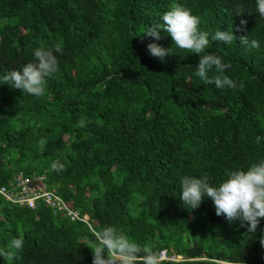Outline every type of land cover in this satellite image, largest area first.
Instances as JSON below:
<instances>
[{"label": "trees", "instance_id": "1", "mask_svg": "<svg viewBox=\"0 0 264 264\" xmlns=\"http://www.w3.org/2000/svg\"><path fill=\"white\" fill-rule=\"evenodd\" d=\"M173 4L198 17L206 52L230 64L224 75L242 89L205 85L195 75L198 54L176 47L164 29L158 40L144 33ZM217 30L260 47L212 41ZM150 43L170 49L166 63L150 55ZM57 44L63 53L43 96L0 84V187L18 192L20 174L42 177L69 206L56 212L41 198L31 207L0 192V248L24 241L12 264H93L88 245L105 226L159 256H182L161 264H264V219L247 232L216 215L211 199L194 210L179 199L186 175L217 186L264 159L256 0H0V83L33 62L35 48ZM53 162L63 169L53 171Z\"/></svg>", "mask_w": 264, "mask_h": 264}, {"label": "clouds", "instance_id": "2", "mask_svg": "<svg viewBox=\"0 0 264 264\" xmlns=\"http://www.w3.org/2000/svg\"><path fill=\"white\" fill-rule=\"evenodd\" d=\"M256 5L257 12L264 17V0H256ZM161 19L162 23L149 26L144 33L158 40L160 30L164 29L171 36L176 47L198 54L195 75L205 85L212 84L220 90L243 88V84L238 85L233 79L224 75L230 68V64L206 52L210 43L208 33L199 30L200 21L189 9L180 4H173ZM241 24H246V21H241ZM211 39L228 45L239 39L242 45L257 49L260 47L259 41L249 40L248 35L237 38L234 31L217 30ZM147 50L161 63L167 62L166 58L170 49L150 43ZM55 53H63V48L59 44L53 49L35 48L34 61L26 63L22 69L5 74L0 84H8L11 88L20 89L24 94L34 97L43 96L46 92L47 78L53 76L58 70ZM210 73L213 74L210 75ZM80 126H84L83 121ZM259 140L260 138L257 137V142ZM51 168L53 171H60L63 165L53 162ZM180 186L179 199L188 209L194 210L205 198L211 199L216 215L225 217L229 222L239 220L240 226H247V232L252 233L257 232L261 219H264V159L252 163L246 170H233L227 179L217 186L211 185L207 176L187 175L180 180ZM87 218L89 219L88 216ZM93 235L97 243L88 245L93 252V264H137L138 261L140 264H161L160 259L182 258V256L169 255L167 250H163L159 256L151 245L134 242L112 226L94 230ZM259 239L261 246L264 247V236ZM23 246L22 237L13 238L6 248H0V257L7 264H12Z\"/></svg>", "mask_w": 264, "mask_h": 264}, {"label": "built area", "instance_id": "3", "mask_svg": "<svg viewBox=\"0 0 264 264\" xmlns=\"http://www.w3.org/2000/svg\"><path fill=\"white\" fill-rule=\"evenodd\" d=\"M17 186L21 188L18 192L10 191L5 186L0 187V192L15 202L23 205L28 204L31 207L35 206L34 202L36 199L43 198L46 201V204L54 208L56 212L59 209H69L68 204L61 196L55 191L47 190L42 177L31 178L24 177L23 174H20L17 177ZM13 194L15 195V198L13 197ZM73 213H75V215ZM69 214L74 218L77 216V213L74 211Z\"/></svg>", "mask_w": 264, "mask_h": 264}, {"label": "rangeland", "instance_id": "4", "mask_svg": "<svg viewBox=\"0 0 264 264\" xmlns=\"http://www.w3.org/2000/svg\"><path fill=\"white\" fill-rule=\"evenodd\" d=\"M5 198H7V197H5ZM7 199H9V198H7Z\"/></svg>", "mask_w": 264, "mask_h": 264}]
</instances>
